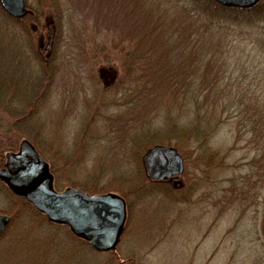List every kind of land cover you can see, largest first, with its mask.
Wrapping results in <instances>:
<instances>
[{
	"label": "rangeland",
	"instance_id": "rangeland-1",
	"mask_svg": "<svg viewBox=\"0 0 264 264\" xmlns=\"http://www.w3.org/2000/svg\"><path fill=\"white\" fill-rule=\"evenodd\" d=\"M23 2L21 19L0 8V167L26 140L56 192L118 195L126 216L115 249L96 253L23 208L0 264H264V11ZM189 24L199 41L184 42ZM154 146L183 160L159 188L142 164ZM14 209L0 189V215Z\"/></svg>",
	"mask_w": 264,
	"mask_h": 264
},
{
	"label": "water",
	"instance_id": "water-1",
	"mask_svg": "<svg viewBox=\"0 0 264 264\" xmlns=\"http://www.w3.org/2000/svg\"><path fill=\"white\" fill-rule=\"evenodd\" d=\"M224 8L249 9L258 0H212ZM8 16L20 19L25 14L23 0H0ZM143 165L153 181L170 180L182 173V159L174 148L154 146L145 151ZM0 181L15 196L23 198L52 225L68 228L71 235L86 242L96 252H111L117 246L125 222V202L115 194L88 195L80 190L53 189L48 166L26 140L17 153L5 156ZM10 218L0 215V235ZM264 234V224H263Z\"/></svg>",
	"mask_w": 264,
	"mask_h": 264
},
{
	"label": "trees",
	"instance_id": "trees-1",
	"mask_svg": "<svg viewBox=\"0 0 264 264\" xmlns=\"http://www.w3.org/2000/svg\"><path fill=\"white\" fill-rule=\"evenodd\" d=\"M197 1H200V4H202L203 5V7L204 8H207V10H209V12L212 14V16L214 15V13L215 14H217L216 16H218V14L220 13V14H226V13H228V12H231V13H235L236 15H234V16H237L238 14H247V13H254V11H256V10H260L261 12H263L264 11V6H258V7H256L255 9H252L251 11H247V12H239V11H230V10H225V9H223V8H221V7H219L218 5H216L215 3H213V2H208L207 0H204V2H203V0H197ZM229 15H231V14H229ZM216 16H213V17H216ZM192 28H195L197 31L199 30V28L198 27H196L195 25H190L189 24V27H188V30H187V32L184 34V42H185V39H186V37H187V34L189 35V37L191 38V37H194L193 39H191V41H194V42H197V41H199V39H200V36H198L193 30H192ZM187 48H188V46H184V50H187ZM198 51H200V48H199V46H198V43H191V46H190V52H192V54L191 55H193V56H198ZM195 65H190V67H188L189 68V70H190V73H195V72H199L200 70H202V69H200V68H198V69H193L192 67H194ZM191 136L193 137L192 139H194V143H198V139H197V136H196V134L195 133H191ZM191 139V138H190ZM153 184H156V185H154V187H157V188H159L160 186H162V185H159L158 183H153ZM0 189L1 190H4L5 191V193L8 195V197H10V198H13V201H14V203L16 204V206H18L19 207V209H14V211L13 212H9V214H6V215H8L10 218H11V222H12V219L15 217V215H17V213L19 212V210H21V209H23V210H25V211H27L28 213H30V214H33V208L28 204V203H26L22 198H18V197H15V196H13V195H11L7 190H6V188L0 183ZM36 213V212H35ZM37 214V213H36ZM38 216H39V214H37ZM35 217H36V215H34ZM39 219H40V221L44 224L45 223V225L47 226V227H49V228H55V229H66L65 227H63V226H56V225H52V224H49L41 215L39 216ZM11 222H10V224H11ZM2 235H0V237H1Z\"/></svg>",
	"mask_w": 264,
	"mask_h": 264
},
{
	"label": "flooded vegetation",
	"instance_id": "flooded-vegetation-1",
	"mask_svg": "<svg viewBox=\"0 0 264 264\" xmlns=\"http://www.w3.org/2000/svg\"><path fill=\"white\" fill-rule=\"evenodd\" d=\"M208 2H210V0H207ZM263 1V3H264V0H258V2L253 6V7H251V8H249V9H227V8H223V7H221V6H219L218 4H216V5H218L219 7H221V8H223V9H225V10H230V11H239V12H247V11H251L252 9H255L256 7H258L260 4H261V2ZM203 2H204V0H203ZM212 2V1H211ZM182 167H183V162H182ZM182 172H183V170H182ZM176 178H178V177H176ZM176 178H172V179H170V180H167V181H159V182H154V183H169V182H172L173 180H175ZM52 179H53V176H52Z\"/></svg>",
	"mask_w": 264,
	"mask_h": 264
}]
</instances>
